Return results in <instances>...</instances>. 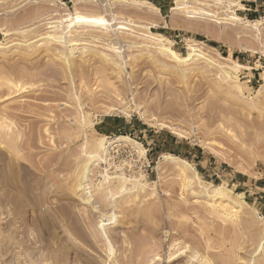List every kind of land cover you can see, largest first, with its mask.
<instances>
[{"label": "rangeland", "instance_id": "1", "mask_svg": "<svg viewBox=\"0 0 264 264\" xmlns=\"http://www.w3.org/2000/svg\"><path fill=\"white\" fill-rule=\"evenodd\" d=\"M147 1L157 9L0 0V132L8 130L0 133V264H183L192 251L204 264H264V207L243 185L264 181V0H184L175 19V0ZM233 13L261 21L260 35ZM77 14L108 24L73 23ZM150 32L181 56L193 44L214 65L170 60ZM62 38L75 41L73 57ZM239 64L242 94L223 77ZM118 135L141 144L142 153L123 147L147 153L150 168L110 174L100 161L88 204L76 191L85 145ZM164 154L242 193L249 207L215 215L201 186L190 191ZM121 174L142 187L123 186ZM112 214L108 245L96 223Z\"/></svg>", "mask_w": 264, "mask_h": 264}, {"label": "bare ground", "instance_id": "2", "mask_svg": "<svg viewBox=\"0 0 264 264\" xmlns=\"http://www.w3.org/2000/svg\"><path fill=\"white\" fill-rule=\"evenodd\" d=\"M181 1L183 2L184 0H175L174 6H172L169 10L170 15L173 19H175L174 16H176V14L178 12H180V10L184 9L180 5V4H182V3H180ZM129 2L134 4V5H143V7L145 6L149 9H151V8L157 9L151 2H149L147 0H129ZM235 5H237V4H235ZM239 5H240V7L242 6L241 4H239ZM237 8H238V6H237ZM181 12H185L188 15H190L191 17L192 16L196 17L197 15L199 17H204L205 15H207V17H214V16H212V14H208L209 12L207 13V11L203 12V10L202 11L200 10V12L199 11L195 12V10H189L188 9L187 11H181ZM230 18L232 19V21H237V22L242 21L243 23H245V26L247 28H249L250 30H253L255 32V37L260 35V28L262 26L261 21H259V20L243 21V19L240 18L235 13L230 15ZM73 20H74V22L75 21L76 22H79V21L80 22H87V23L92 22V23H99L102 25H104L106 22L100 17L82 16L79 14H77L73 17L72 22H73ZM171 24H172V20H171ZM69 26H71V25H69ZM181 26L183 27V25H181ZM150 35H151L150 40L155 43V47H156L157 51L160 52V54L165 55L167 58H170V60L172 59V60L182 64V66H184L183 64H185V63L187 64L190 61H193L195 59H202L203 62H206L207 64H210V65H214V63L209 58H207L206 56H204L203 54L198 52L195 48H193L194 47L193 44L188 46L189 52L187 53V55L181 56L179 53H177L174 49H172L170 47V45H169L170 40L169 39L165 38L164 36H162L160 34H154L152 32H150ZM164 41H167V43L168 42L169 43L165 44V43H163ZM62 44H64L66 47H71V49L69 50L70 52H68L69 53L68 57L69 58L73 57L75 50H74V47L72 48V46L76 44L75 41L70 40V39L66 40L65 38L64 39L62 38ZM68 57L65 56V60ZM104 57H105V55H104ZM115 64H113V65H115ZM239 68H245V67L239 64L237 66L236 70L223 71V74H224L223 77L226 78L227 80H229L230 83L236 87V90L239 94H242L243 93V86H242V84L238 78V69ZM262 81H264V76L262 77ZM7 86H8V83H7ZM164 127L171 129V132L173 134H175L177 136H181L173 128L166 126V125ZM6 128H7V125H6L5 129ZM5 129H4L5 132L3 131V129H1V131H2V132H0L1 135H4V133L6 134V131L8 132V130H5ZM123 145L133 147V149L137 150L139 153H142V151H143L140 143H138L135 140L131 139L130 137L124 136V135H118V136H114V137H101V138H98V140H96L93 145H87V144L85 145L86 162L84 160L85 164L83 165L82 172H81L79 179L77 181L76 191L78 194L80 193L79 196L83 197L81 199L84 200L86 203H88V204L90 203L89 182H90L91 167L97 165L100 161L107 160L108 151H109L110 147H112V146H123ZM161 161H163L165 164L172 165L174 167V169L181 175V177L182 176L184 177L183 180H185L184 182H186L185 183L186 187H188L190 189V191H192V186H193L192 182H194V181L196 184H198L197 185L198 188H199V186H201L200 189L201 188L202 189L200 190V192L202 194L199 193L197 195H199L202 198L209 201L207 203H209L210 209L212 210V212L215 215L225 216L226 213H228L227 211H229L230 209L236 210V209H240L243 207H249L248 203L243 199L242 193H237V192H234L232 189L227 188L225 183L219 184V185H213V184L205 182L203 179H201V177L198 176L197 171H195V169L193 168V166H192L193 163H190L185 159H180V158H178L172 154H164L163 159ZM189 172H190V174H192V177H190V175H188ZM115 177L119 181L122 182V185H123V183L126 184L127 181L130 182L131 186H132L130 189H138L139 187H142V183H140L139 179H131V178L129 179V178L125 177L123 174L115 176ZM115 177H113V178H115ZM107 179H108V177H107ZM114 181H116V180H114ZM196 184L193 186L194 190L197 188V187H195ZM193 193H195V191ZM111 204H113V202ZM113 219H115V216L113 214L110 216L100 215L98 217V220L96 223V227L99 230L101 237L104 239V241L108 245H109V239H108V236H107V233L105 230V226L108 225L110 223V220L112 221ZM259 221H260V225L263 227L262 230L264 231V214H262ZM260 240L261 241H258L259 244H257V246H258L257 250L262 249L264 247L263 246L264 245V234L262 236V239H260ZM109 249L111 250V248H109ZM192 252H193V254H192ZM192 252L190 254L191 256L188 253V256H189V257L187 256L188 260L186 261V259H187L186 258L184 260L183 264H204L205 262L206 263L211 262L209 260L206 261V259H209V258H207V257L205 258L204 256L199 255V253L197 254V252L196 253L194 251H192ZM154 259L150 260V262H152ZM210 264H212V263H210Z\"/></svg>", "mask_w": 264, "mask_h": 264}, {"label": "built area", "instance_id": "3", "mask_svg": "<svg viewBox=\"0 0 264 264\" xmlns=\"http://www.w3.org/2000/svg\"><path fill=\"white\" fill-rule=\"evenodd\" d=\"M102 171L105 173H144L148 172L150 162L147 159V153L140 155L135 150L123 147L112 146L108 151L106 163H102Z\"/></svg>", "mask_w": 264, "mask_h": 264}, {"label": "crops", "instance_id": "4", "mask_svg": "<svg viewBox=\"0 0 264 264\" xmlns=\"http://www.w3.org/2000/svg\"><path fill=\"white\" fill-rule=\"evenodd\" d=\"M241 4V3H240ZM243 6V4H241ZM250 184L244 185L245 193H251L254 203H257L259 206L264 207V181L263 182H249Z\"/></svg>", "mask_w": 264, "mask_h": 264}]
</instances>
